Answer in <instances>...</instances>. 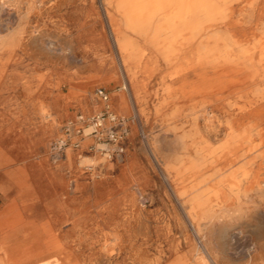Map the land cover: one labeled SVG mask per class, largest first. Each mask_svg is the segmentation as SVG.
I'll use <instances>...</instances> for the list:
<instances>
[{"label":"rangeland","instance_id":"1","mask_svg":"<svg viewBox=\"0 0 264 264\" xmlns=\"http://www.w3.org/2000/svg\"><path fill=\"white\" fill-rule=\"evenodd\" d=\"M115 3L0 0V222L4 215L49 222L86 264H252L249 254L264 240V165L251 158L257 150L218 156L216 167L206 162L183 170L200 158L181 138L191 126L188 99L165 97L160 84L176 62L164 67L143 37L125 27ZM116 28L164 67L153 76L138 69V97L122 65ZM98 87L108 92L110 111L127 122L123 152L106 155V140L87 136L54 160L50 143L62 126H80V115L88 119L105 109ZM162 98L167 103L156 111ZM213 98L210 120H197L210 147L225 140L226 129ZM243 169L250 178H242ZM228 188L245 196L225 201ZM197 193L216 211L201 221L206 235L188 215Z\"/></svg>","mask_w":264,"mask_h":264},{"label":"bare ground","instance_id":"2","mask_svg":"<svg viewBox=\"0 0 264 264\" xmlns=\"http://www.w3.org/2000/svg\"><path fill=\"white\" fill-rule=\"evenodd\" d=\"M115 9L125 27L142 36L158 53L164 67L176 62L161 77L160 84L165 97L177 94L188 99L191 126L181 138L189 139V147L200 158V163L192 160L183 170L199 168L206 162L216 167L218 156L229 158L255 150V158L264 159V149H257L264 144V0H116ZM116 31L122 65L138 97V69L153 76L164 67L153 59L148 47L139 48L129 35L118 28ZM186 47L188 53L183 55ZM210 97L218 100V120L225 117L226 124L225 140L216 147L208 146L197 123L199 116L210 120ZM166 103V98H162L156 111ZM207 156L214 158L209 160ZM175 170L181 172L178 167ZM239 196L244 197V192L230 189L225 201H237ZM207 199L202 193L189 199L188 215L199 234H205L202 219H212L216 212L213 205L204 206ZM21 228L24 232H20ZM202 246L206 248V244ZM74 253L49 222L40 226L6 215L0 222V264H86ZM212 255L218 259L215 252ZM263 260L261 240L254 253L249 254V262L263 264Z\"/></svg>","mask_w":264,"mask_h":264},{"label":"built area","instance_id":"3","mask_svg":"<svg viewBox=\"0 0 264 264\" xmlns=\"http://www.w3.org/2000/svg\"><path fill=\"white\" fill-rule=\"evenodd\" d=\"M95 94L105 103V109L98 115L83 119L80 115L78 121L82 125L68 122L62 126L61 135L50 143V156L57 160L68 148H78L82 139L87 136L96 137L98 140H106L101 147L106 155L111 152L120 154L123 152L122 139L128 135L129 129L124 117H120L109 109V94L102 88L98 87ZM111 144L112 147H108ZM216 264V263H212Z\"/></svg>","mask_w":264,"mask_h":264},{"label":"crops","instance_id":"4","mask_svg":"<svg viewBox=\"0 0 264 264\" xmlns=\"http://www.w3.org/2000/svg\"><path fill=\"white\" fill-rule=\"evenodd\" d=\"M248 154H252V153H248ZM242 154H239L238 156H241ZM254 161L256 160V158H255V155L254 154H252V157H251ZM258 160H260V165L262 164V165H264V159H261V158H257ZM241 171V170H240ZM258 171H256L255 173H257ZM255 173L253 174V177L255 176ZM3 175H7L6 173H2ZM231 174V173H230ZM244 174H248V176H246V177H244ZM1 176V175H0ZM241 176H242V178H250V176H251V173L248 171V170H246V169H243L242 170V172H241ZM232 185H234V183H232V184H230L229 186L230 187H232ZM230 189H232V188H228V191L225 193V198H226V196L228 195V193H229V191H230ZM219 192V194H220V191H218ZM237 192H239V191H237ZM0 195H2V196H4L3 194H2V192L0 191ZM224 198V199H225Z\"/></svg>","mask_w":264,"mask_h":264}]
</instances>
